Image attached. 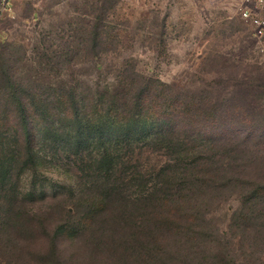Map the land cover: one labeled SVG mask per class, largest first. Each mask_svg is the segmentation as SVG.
I'll list each match as a JSON object with an SVG mask.
<instances>
[{
  "label": "trees",
  "instance_id": "obj_1",
  "mask_svg": "<svg viewBox=\"0 0 264 264\" xmlns=\"http://www.w3.org/2000/svg\"><path fill=\"white\" fill-rule=\"evenodd\" d=\"M110 2L97 0L91 5L100 3V14H105ZM100 16L93 15L98 20ZM89 22L86 28L79 27L77 46L97 53L107 35L115 37L117 32L106 31L101 22ZM12 48L0 43V58L8 71L0 78V112L14 122L0 123V157L8 159L0 162V170H9L0 175V264H68L55 257L57 237L68 235L88 252H107L109 264H195L189 257L206 247L207 233L216 232L209 225V207L218 202L220 192L241 186L246 196L263 186L264 182L242 177L245 170L237 169L240 154L251 160L242 155H250V136L239 137L238 125L232 124L242 115L237 106L205 108L201 94L188 103L184 93L163 89L157 79L121 73L105 83L97 79L95 87L75 82L51 95L63 121L72 123L68 138L74 141L68 151L73 155L68 166L75 170L80 196L76 201L82 207L77 203L34 206V194L17 189L14 169L17 165L31 169L38 161L55 168L56 150L34 147L33 111L28 104L41 92L29 89L30 78L23 80L12 72L18 61ZM242 77L238 80L232 73L227 77L233 81L228 95L234 99V93L243 90L254 103L252 89L260 93L263 88L264 65L248 64ZM94 135L98 138L92 146L88 138ZM15 144L17 149L10 150ZM64 175V182L73 184L72 176ZM80 239L85 241L81 244ZM81 261L91 263L89 258Z\"/></svg>",
  "mask_w": 264,
  "mask_h": 264
},
{
  "label": "rangeland",
  "instance_id": "obj_2",
  "mask_svg": "<svg viewBox=\"0 0 264 264\" xmlns=\"http://www.w3.org/2000/svg\"><path fill=\"white\" fill-rule=\"evenodd\" d=\"M8 1L13 12L0 19V43L13 45L12 50L18 56L12 69L15 76L30 78L29 89L41 92V97L35 96L28 104V110L33 111L34 147L45 152L56 150L52 161L56 162L55 168L38 161L31 169L19 165L14 169L17 189L23 193L30 190L37 201L34 206L51 208L60 203H77L82 207L76 201L80 196L75 170L68 166L73 155L68 151L69 145L73 148L74 138L71 141L68 138L72 123L63 121L58 103L54 104L51 95L61 93L75 82L95 87L97 79L105 83L121 73H140L157 79L163 89L184 93L188 103L201 94L205 108L216 105L227 110L231 105L237 106L236 112L242 115L232 124L238 125L239 137L250 136V155H242L251 157L246 161L240 154L237 169L245 170L242 177L254 183L264 182V86L260 93L252 89L255 93L251 98H257L254 103H250L243 90H237L234 99L228 95L232 91L229 84L233 81L227 80L231 73L240 80L244 79L248 64L264 65L259 43L237 16V6L242 0H111L112 7L105 14H100V3L91 5L97 0ZM94 14L102 15L101 19H95ZM94 21L117 35H107L97 53L81 51L77 46L79 27L86 28L88 22L92 25ZM63 58L71 63H64ZM4 71L6 62L0 58V78H5ZM0 123L14 124L6 112L2 113ZM205 131L209 133V128ZM97 138L89 137V144L93 146ZM17 147L15 144L10 150ZM7 160L0 157V162ZM6 171L9 170H0V175ZM63 175L72 176L73 184L64 182ZM242 188L224 189L218 202L210 205L209 225L216 227V232L207 233L206 247L189 257L195 264H264V184L246 196ZM52 194L55 199L49 197ZM68 237H57L55 257L68 264H85L81 261L84 258L91 259L90 264L111 263L107 262L111 257L107 252H88L87 247L79 248ZM80 241L82 244L85 240ZM77 258L80 262L76 263Z\"/></svg>",
  "mask_w": 264,
  "mask_h": 264
},
{
  "label": "built area",
  "instance_id": "obj_3",
  "mask_svg": "<svg viewBox=\"0 0 264 264\" xmlns=\"http://www.w3.org/2000/svg\"><path fill=\"white\" fill-rule=\"evenodd\" d=\"M10 2L0 0V19L12 13ZM240 18L250 26L251 36L259 43L264 54V0H242L237 6Z\"/></svg>",
  "mask_w": 264,
  "mask_h": 264
}]
</instances>
